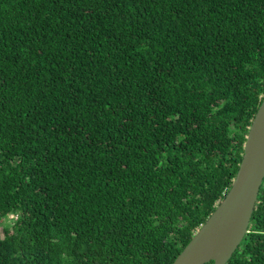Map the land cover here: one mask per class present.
Listing matches in <instances>:
<instances>
[{
	"label": "trees",
	"instance_id": "obj_1",
	"mask_svg": "<svg viewBox=\"0 0 264 264\" xmlns=\"http://www.w3.org/2000/svg\"><path fill=\"white\" fill-rule=\"evenodd\" d=\"M263 96L264 0H0V264H171Z\"/></svg>",
	"mask_w": 264,
	"mask_h": 264
},
{
	"label": "water",
	"instance_id": "obj_2",
	"mask_svg": "<svg viewBox=\"0 0 264 264\" xmlns=\"http://www.w3.org/2000/svg\"><path fill=\"white\" fill-rule=\"evenodd\" d=\"M264 177V96L249 126L225 196L171 264H225L248 231Z\"/></svg>",
	"mask_w": 264,
	"mask_h": 264
},
{
	"label": "clouds",
	"instance_id": "obj_3",
	"mask_svg": "<svg viewBox=\"0 0 264 264\" xmlns=\"http://www.w3.org/2000/svg\"><path fill=\"white\" fill-rule=\"evenodd\" d=\"M234 179V178H233Z\"/></svg>",
	"mask_w": 264,
	"mask_h": 264
}]
</instances>
